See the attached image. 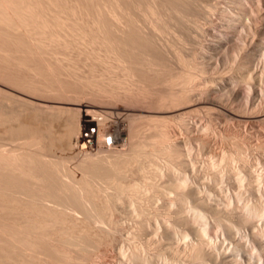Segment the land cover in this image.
Instances as JSON below:
<instances>
[{
    "label": "bare ground",
    "instance_id": "6f19581e",
    "mask_svg": "<svg viewBox=\"0 0 264 264\" xmlns=\"http://www.w3.org/2000/svg\"><path fill=\"white\" fill-rule=\"evenodd\" d=\"M177 1L0 0V264H90L103 246L117 250V264H264L255 254L264 250V154L254 153L264 139V31L244 26L261 37L252 71L239 46L240 77L201 80L162 38ZM247 1L222 28L264 21V0ZM226 37L208 44L227 48ZM214 62L204 53L195 66L207 73ZM237 80L259 82L248 87L246 119L229 104L243 99ZM181 104L208 123L186 120ZM229 118L249 147L229 141L226 156L204 135L224 138ZM179 131L210 158L187 155ZM121 213L138 223L139 245L126 244ZM212 221L229 244L213 241Z\"/></svg>",
    "mask_w": 264,
    "mask_h": 264
},
{
    "label": "rangeland",
    "instance_id": "374dc122",
    "mask_svg": "<svg viewBox=\"0 0 264 264\" xmlns=\"http://www.w3.org/2000/svg\"><path fill=\"white\" fill-rule=\"evenodd\" d=\"M230 2H232V3H230ZM245 2H248V1L247 0H205V1L204 0H178L177 2H175V4L179 7V10H180V12L178 13L179 15L177 16L176 14H173L172 17L167 18L168 20L166 21L164 34L162 37L164 42H169L170 44H172V50H171L172 58L175 59L177 57L178 58L180 57L185 62V67H187L186 69L188 71L194 72L196 70L197 72H199V73H197V72L196 73L199 74V79L202 78L201 80H206L207 78H209V79L214 78V79H217V81H219L220 79H228L231 77H240L239 75H241L244 72L243 71L244 69L243 70L238 69L239 65H240L239 62L241 61V59H243L242 55H244V51L247 50L251 56V59L254 62L252 67H250V70L252 71L254 69L255 64L260 59V53H259L256 46L261 41V37H260L259 32L264 31V21H262L261 24L257 23L256 19L258 18V14H255V15L251 16V20H242V21L236 20V21H234L233 26L230 28H222L221 27L222 23H224L228 18H230V15L237 14V13L242 14L245 11L249 10L250 7H252V3L250 1L247 4ZM209 6H213V9L210 10ZM262 7H264V5ZM221 8H223V9L227 8L228 11L224 13L222 11L223 9H221ZM182 16H183L184 20L189 22L188 23L189 25H187L188 27L184 26L182 24V22L180 21V17H182ZM247 23H251L253 29L255 31H259L257 33L258 36H254V33H252V31L250 32V31L245 30L244 26ZM221 36L222 37L227 36L226 37L227 43H228L227 48L221 47V46L219 47L217 45H214V47L213 46L211 47V45L208 44L209 41L216 43V41H218L219 37H221ZM239 46H241L242 48H245V49H244V51L240 50L239 51L240 53L236 56L237 57L236 58L234 55H235L236 49ZM204 53L212 54L215 57L216 64H215V62H214V64L216 67L218 66L216 71L209 70V72L204 73V72H201L195 66L196 62H198V63L202 62V57H203ZM166 58H168V60L170 59V57H168V55L166 56ZM174 65L176 66L175 68L178 69V70L176 69L177 71H182L184 69V66L182 64L177 65L174 63ZM190 69H192V70H190ZM202 74L204 75V77ZM250 82H251L250 84H254V83L256 85L259 84V82L254 81V80L250 81ZM250 84L244 83L241 80H237L238 90H239L243 99L236 100V101L229 103L230 107H232L237 113H239L241 115L243 113L242 116H244V119L253 115V112H250V111L247 112L245 107H244V100H245L246 95L248 94V90H249L248 87ZM163 90L166 91L164 88H163ZM216 91H218V90H216ZM185 107L186 106H184V104H181L177 107V110L179 111V108H180L181 111H179V113L182 114L186 118V120L187 119H188V121H194L195 120L194 122L201 124V125L208 123L209 119L206 118L207 116L204 115L202 111L197 112L194 108H192V110H191L190 108H185ZM200 113H201V115H198ZM251 113H252V115H251ZM115 117H118V118H115ZM120 118L126 119L125 117H120V116H116V115L113 116V119H115V120L120 119ZM245 122L246 123L249 122L248 124L251 125L250 126V125L245 123V125H247L246 126L247 130H249V128H251V127L252 128L256 127V124H259V123H254V121L252 119L248 122L246 120ZM234 124L236 125V121L232 118H229L228 119V125L225 126V128L223 129L224 138H221L219 136H215L212 133H207L208 138H205V137H207L206 134L204 135V139L208 140L210 142V147L212 148V150L219 152L222 155L224 153V155L229 156L228 150H229L231 144H233V143L239 144V142H240L241 145L243 144L242 146L244 148L249 147L243 141L241 142V139L235 138L236 136H234V134H232ZM229 127H230V129H228ZM92 128L96 129V127H92ZM92 128H90V130L84 134L87 139L93 138L91 136H88V134L94 133L92 131ZM252 128L250 129V131H248L249 134H253L254 130L252 131ZM179 132L177 133V135L178 136L180 135L179 140L181 141L182 147H184L183 150L187 155H189V151H190V153L193 154L194 158H196L197 162H199V163L202 161H205V160L207 161L210 158L209 155H207L205 152H203L199 149V143L195 140L193 134L189 135L190 133L185 132V131H181L180 133ZM230 132H232V133H230ZM96 133H97V131H96ZM261 133H262V131H261ZM209 134H211L212 136ZM255 135L256 134H253V136H255ZM216 137H218V138H216ZM255 137H257L258 140L260 139V138H258V137H260L258 135H256ZM187 140H188V143H186ZM260 140L258 142H256V147L254 150L255 154H264V139L261 137ZM226 141H228V142L231 141V144H230V142L229 143L227 142L228 143L227 144ZM110 142H112L111 137L108 138V143L110 144ZM190 143H191L192 149L188 150L187 148H188V145ZM120 148H122V145ZM256 148H258V149H256ZM223 165L225 166V161L223 162ZM256 169H259L260 171L262 170L258 166ZM222 186H223L224 190L226 189L231 196L234 195L235 189H233L229 185L228 181H226V182L224 181ZM262 187L264 190V182H262ZM246 194H247V196H249L250 193L247 191ZM260 195L264 199V196H263L264 192H263V194L262 193L259 194L256 198H260ZM251 198H253V197H251ZM220 206L224 207L225 203L223 201H221ZM232 206L235 208L238 207L237 210H239L240 207L242 206V203L234 201L232 203ZM122 214L123 213L120 214L119 218L122 221L124 220L123 233L125 232L124 234H125L126 244L132 245L134 243L133 245H135V244L139 245L140 239L134 234L136 231V230L134 231V229L138 227V223L136 221L129 219L125 214H123V215ZM257 224H258L257 229H260V227L261 228L263 227L262 222L257 221ZM133 225H136V226H133ZM215 226L217 227V225H215L214 221H212L211 226H210V232L212 234L213 241L217 242L220 245L229 244V242L226 240V233L218 227L216 229ZM129 236H131V238ZM244 236H245V233L241 234L242 240H244V239L246 240V236L245 237ZM134 238H135V240H133ZM137 240H139V242ZM143 248L145 250H148V251H153L150 248H147L145 246ZM100 250L98 251V253H95L96 258L93 257L89 261L90 264H117L115 261L116 260L115 256H116L117 250H115V248H113L111 246H109V247L103 246L102 249H100ZM255 254L257 256H261V258L263 259L261 261L262 262L264 261V250H259V251L255 250ZM247 264H250V263L248 262Z\"/></svg>",
    "mask_w": 264,
    "mask_h": 264
}]
</instances>
